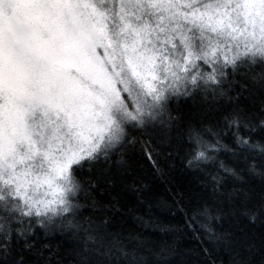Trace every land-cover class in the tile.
I'll list each match as a JSON object with an SVG mask.
<instances>
[{
    "label": "snow or ice",
    "instance_id": "snow-or-ice-1",
    "mask_svg": "<svg viewBox=\"0 0 264 264\" xmlns=\"http://www.w3.org/2000/svg\"><path fill=\"white\" fill-rule=\"evenodd\" d=\"M0 264H264V0H0Z\"/></svg>",
    "mask_w": 264,
    "mask_h": 264
}]
</instances>
